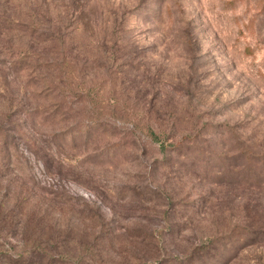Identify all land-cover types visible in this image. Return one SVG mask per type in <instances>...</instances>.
<instances>
[{
	"label": "rangeland",
	"instance_id": "374dc122",
	"mask_svg": "<svg viewBox=\"0 0 264 264\" xmlns=\"http://www.w3.org/2000/svg\"><path fill=\"white\" fill-rule=\"evenodd\" d=\"M0 264H264V0H0Z\"/></svg>",
	"mask_w": 264,
	"mask_h": 264
}]
</instances>
